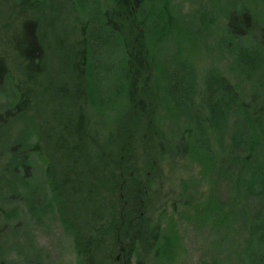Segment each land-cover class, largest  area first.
Instances as JSON below:
<instances>
[{
  "label": "trees",
  "instance_id": "1",
  "mask_svg": "<svg viewBox=\"0 0 264 264\" xmlns=\"http://www.w3.org/2000/svg\"><path fill=\"white\" fill-rule=\"evenodd\" d=\"M115 2L122 7H114L108 19L106 13L97 12L95 26L81 34L76 78L83 93L77 99L81 110L78 125L71 134L55 136L45 148L27 112L29 100L22 93L23 86L11 80L6 55L0 50V96L11 89L7 103L0 105V135L5 140L4 151L0 150V190L14 204L7 212L0 210V264H39L32 252L9 260V245L16 244V231L30 232V220H40L41 212L48 208L60 227L69 233L81 264H97L98 248L81 246L74 235L82 232L89 236L96 230L103 235L100 238L106 247L102 264H155L164 255L142 260L141 241H145V250L157 246L166 254L170 248L174 250L175 244L169 236L174 227L169 228L168 222L164 227L160 224L165 212L160 210L165 203H156L155 199L162 162L186 159L198 162L200 170H204L213 163V146L222 139L229 121L232 132L225 141L226 146L220 147L236 153L230 169L237 172L242 182V203L248 205L250 199L264 192V146L261 145L264 123L258 117L264 112V105L253 109L251 103L255 99L244 101L216 68L196 80L190 51L180 46L181 43L169 50L171 24L178 13L170 11L164 0ZM18 10H22V20H18L19 25L13 30L18 38L12 46V59L17 63L16 68L28 75L29 81H41L45 45L39 25L27 17V7H18ZM226 26L227 38L238 41L235 51L230 43L225 45L226 52L236 56L237 65L246 67L244 71L249 68L247 78L250 72L258 75L257 98L264 97V38L259 36V41L253 38L257 50L252 51L251 37L248 31L244 32L245 27L244 31H236L234 25ZM101 42L118 54L117 63L111 67L114 76L107 88L97 79L93 64L96 47ZM210 73L215 77L211 78ZM129 104L135 110L134 119L142 120L141 128L137 127L144 130L142 135L138 136L136 129L126 131L121 126L116 133L109 132L103 141L92 135L86 113L113 116L110 124L114 126L118 109ZM15 124L19 126L16 135L6 138L8 128ZM164 126L170 130L165 137L162 130L159 134ZM145 131L152 133L154 144L149 153H139L140 142L147 137ZM251 176L258 179L259 190H251L254 187L249 180ZM167 196L166 193L168 200ZM72 204H83L82 211ZM171 210H174L173 203ZM78 211L86 219L84 227L78 224ZM95 222L99 223V229L95 228ZM137 227L146 236L137 232ZM249 241L244 252L245 263L264 264V247L256 252L253 260L256 248L251 250V246L255 240L250 237ZM172 257L166 260H173Z\"/></svg>",
  "mask_w": 264,
  "mask_h": 264
},
{
  "label": "rangeland",
  "instance_id": "2",
  "mask_svg": "<svg viewBox=\"0 0 264 264\" xmlns=\"http://www.w3.org/2000/svg\"><path fill=\"white\" fill-rule=\"evenodd\" d=\"M124 1L126 0H122ZM164 4L170 11H174L175 15L178 13L171 24L172 40L169 50H172L173 46L175 49L177 43H181L180 46L190 51L196 68V80H200L209 69L216 68L229 80L244 101L252 102L255 99L251 103L253 109L263 107L264 97L257 98L258 75L250 72L247 78L249 68L244 71L246 67L238 66L236 56L228 54L225 45L230 43L234 51L238 47V41L230 40L226 35L229 30L226 25L232 24L236 31H244V27L247 29L244 32L248 31L251 37V50H257L253 38H257L258 41L259 36L264 38V0H164ZM18 7H27V17L36 20L39 25L40 36L45 45L44 77L41 81L37 79L29 81L28 75L19 71L16 68V61L12 59V46L16 44L18 38L13 30L16 31L18 20H22L20 17L22 10H18ZM114 7L122 5L115 0H0V50L6 55L11 80L23 86L22 93L29 100L27 112L40 133L44 148L47 144H52L55 136L59 138L66 133H73L78 125L81 110L77 99L83 93L76 78L79 69L78 53L82 47L81 34L82 31L85 32L86 29L95 26L97 12L106 13L105 18L108 19ZM249 26H253V29ZM94 58L97 79L103 88H107L114 76L111 67L117 63L118 54L101 42L96 47ZM193 74L192 72L191 76ZM210 77L214 78L215 74L210 73ZM10 95L11 89L4 92L0 96V105L7 103ZM134 111L130 104L118 109L114 126L110 124L114 117L109 118L106 113L104 115L96 112L92 116L86 113V121L92 135L97 139L101 137L102 141L109 132L116 133L119 126L126 131L136 129L137 135L140 136L144 130L137 127L141 128L142 120L134 119L132 116ZM258 117L264 123V112ZM117 125L118 127L114 129ZM18 127L16 124L11 125L6 138H13ZM161 130L164 137L168 136L166 133L170 131L168 128L164 126L160 131L157 129L159 134ZM231 132L232 124L229 121L222 139L216 141L213 146V163L204 170L203 168L200 170L198 162L186 159L172 161L168 159L162 162L156 179L158 195L155 199L156 203L157 201H160V204L165 203L160 210L165 211L160 218L161 227L167 226V222L169 228L171 225L174 227L169 231L170 239L175 240L174 250L169 249L170 252L173 250L171 255L157 246H151L150 251H147L145 241H141L142 260L149 261L150 257L155 259L157 255H164L154 263L246 264L244 252L250 244V237L255 240L251 250L256 248L252 256V259L256 260V252L264 247V192L261 191L254 199H250L248 205L247 202L242 203L244 200L240 187L242 182L237 177V172L230 169L234 166L236 153L223 151L220 147L221 144L223 148L226 146L225 141H228ZM145 133L147 137L140 142L139 153L152 151L154 137L148 131ZM261 140V145L264 146V137H261ZM74 141L72 143H75ZM4 142L0 135L1 151H4ZM249 180L254 185L252 191L260 189L255 176H251ZM3 193L4 191L0 190V210L7 212L14 204L6 200ZM166 193L168 200L165 199ZM83 206L72 204V207L80 208L81 211ZM82 215L80 211L76 213L78 224L84 227L86 219ZM40 218L32 219V222L30 220V232L22 229L16 231L17 242L15 245H9L8 259L14 261L32 252L39 264H81L75 256L69 233L60 227L49 208L41 212ZM94 225L99 229V223L95 222ZM98 231L100 230L89 236L82 232L74 236L80 240L81 246H89V249L98 248L97 264H102L103 251L106 247L100 238L103 235L97 233ZM136 231L146 236L140 227H137ZM109 235L111 236L110 232ZM85 251L88 252V249L85 248ZM169 256H174L173 260L167 261Z\"/></svg>",
  "mask_w": 264,
  "mask_h": 264
}]
</instances>
